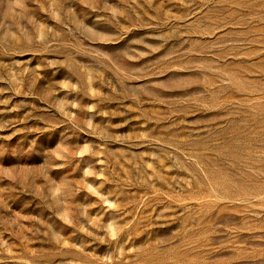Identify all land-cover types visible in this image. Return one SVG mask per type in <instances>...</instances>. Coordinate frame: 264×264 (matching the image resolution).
Returning a JSON list of instances; mask_svg holds the SVG:
<instances>
[{
	"label": "rangeland",
	"instance_id": "rangeland-1",
	"mask_svg": "<svg viewBox=\"0 0 264 264\" xmlns=\"http://www.w3.org/2000/svg\"><path fill=\"white\" fill-rule=\"evenodd\" d=\"M0 264H264V0H0Z\"/></svg>",
	"mask_w": 264,
	"mask_h": 264
}]
</instances>
